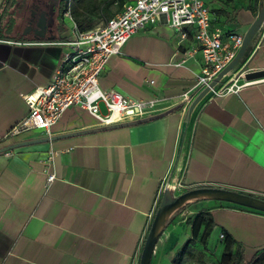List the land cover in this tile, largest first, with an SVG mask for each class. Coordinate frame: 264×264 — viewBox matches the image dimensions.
<instances>
[{"label":"crops","instance_id":"0c3cea01","mask_svg":"<svg viewBox=\"0 0 264 264\" xmlns=\"http://www.w3.org/2000/svg\"><path fill=\"white\" fill-rule=\"evenodd\" d=\"M209 1L232 13L233 21L226 13L219 18L240 35L264 5V0ZM8 2L0 0V149L48 137L41 130L13 139L6 135L28 113L23 96L49 83L62 51L50 44L61 34L52 30L47 37L32 38L25 32L24 9L7 7ZM253 40L255 51L222 82L244 65L247 71L264 70V23ZM184 46L160 22L134 34L120 54L107 60L99 78L101 90L155 100L157 114L176 108L171 113L16 148L7 151L9 156L0 153V264H138L163 181L264 195V82L236 93L209 92L189 116L184 105L198 94L194 85L202 55L184 60ZM99 126L86 110L71 106L53 124L50 137ZM50 152L56 177L47 185L42 169ZM225 203L186 205L159 237L150 264H170L176 248L164 259L163 242L188 218L208 210L218 225L216 239L224 228L243 245L246 257L264 252V215ZM184 236L190 237V227Z\"/></svg>","mask_w":264,"mask_h":264},{"label":"built area","instance_id":"2783aa9c","mask_svg":"<svg viewBox=\"0 0 264 264\" xmlns=\"http://www.w3.org/2000/svg\"><path fill=\"white\" fill-rule=\"evenodd\" d=\"M63 18L69 31L65 28L61 40L50 43L62 49L58 65L47 85L37 87L23 96L28 113L11 128L6 138L13 139L31 130H41L50 137L53 124L71 106L86 110L97 119L100 126L156 115L160 110L156 107L155 100H131L114 90L104 91L99 88V78L107 60L120 54L123 46L134 34L155 24L164 22L174 31L179 44L185 45L184 60L197 52L201 53L202 66L196 77L195 94L209 87L234 59L243 42V35L229 32L225 26L213 24L214 17L205 0H134L124 4L119 13L103 24L85 32L78 29L69 8L64 11ZM254 51L253 48L250 55ZM246 72L248 71L244 65L230 80L222 82L223 77L219 81L220 87L210 88L209 92L215 95L236 93L243 87L264 82V79L246 81ZM239 79L243 80L241 84H237ZM192 100L193 97H187L184 107ZM6 155L11 153L7 152ZM53 157L54 153L50 152L43 163L42 171L47 185L56 177L52 169ZM165 189L175 194L185 188L180 184L170 185L163 181L150 222ZM219 237L223 238L222 235Z\"/></svg>","mask_w":264,"mask_h":264},{"label":"trees","instance_id":"16d2710c","mask_svg":"<svg viewBox=\"0 0 264 264\" xmlns=\"http://www.w3.org/2000/svg\"><path fill=\"white\" fill-rule=\"evenodd\" d=\"M134 0H64L62 7H60L57 32L63 34L65 30V20L63 18V13L69 8L71 17L75 22L76 26L80 31H89L99 25L103 24L106 20L112 18L115 14L119 13L123 8L124 4L131 3ZM225 5L227 3H233L235 0H221ZM258 0H254L256 3ZM25 0H9L8 6L10 8L18 9L17 6L21 5ZM206 5L209 7L210 12L213 14V24L215 26L226 25L225 20H221L219 17L224 13L231 15L230 20H234L232 13L225 11V8H213L209 0H205ZM233 5V4H232ZM8 8L6 14H8ZM11 21V22H10ZM10 27L14 25V19L10 17L9 20ZM254 40L251 42V47L253 46ZM249 52L247 53L248 56ZM245 56L244 59L247 57ZM251 196L264 199V196L250 194ZM162 196V195H161ZM161 198V197H160ZM159 198V201H160ZM228 204L237 209L246 210L252 213L264 215V213L255 211L252 209L240 207L237 205ZM184 207L179 210L174 216H172L166 227L170 224L171 220L181 213ZM187 224L190 225V237L186 241L176 248L173 253L170 264H189L195 260L196 264H204L203 253L198 252V247L201 251L206 249L212 231L218 226L215 222L213 214L211 211H200L191 218L186 220ZM149 229V226H148ZM147 229V232H148ZM146 232V234H147ZM221 246L222 252L218 260L211 264H264V252H260L250 259H247L244 252L243 245L236 241L233 236L224 228H221ZM146 236V235H145ZM145 238V237H144ZM144 241V240H143ZM143 246V244H142ZM141 246V249H142Z\"/></svg>","mask_w":264,"mask_h":264},{"label":"water","instance_id":"95a60500","mask_svg":"<svg viewBox=\"0 0 264 264\" xmlns=\"http://www.w3.org/2000/svg\"><path fill=\"white\" fill-rule=\"evenodd\" d=\"M262 23H264V5H262V7L260 8L256 16V19L252 22L248 30L243 35L242 45L239 51L237 52L236 56L234 57V59L220 72V74L215 78V80L210 83L209 87H206L203 90H201L193 98V100L188 106L189 116L191 115L195 106L209 93L210 88L215 87L216 84H218L219 81L223 77L230 74L231 71L238 64L247 60V57L245 59L244 57L247 56L248 52L249 54L251 53L252 51L251 42L254 39ZM43 37L44 36L41 35L38 38H43ZM244 79L246 81L264 79V70L248 71L244 75ZM175 109L176 108H173L171 110H167L165 112L152 115V116H149L143 119L135 120V121L118 123V124H113V125H108V126H99L97 128H93L90 130L65 134L62 136H53V137H46V138L37 139V140L13 143V144H10L0 149V153H5L7 151H11L16 148L25 147V146L37 144L40 142H48V141L57 140L63 137H70L73 135L86 134L89 132H100V131L118 129V128H122L126 126L141 124L144 122H148V121L163 117L171 113ZM200 200H214V201L226 202V203H230L233 205H237L240 207H244V208H248V209H252V210L264 213V199H260L258 197L251 196L247 193L231 190L228 188L211 187V186L185 188L182 192L178 194H174L169 189H165L162 193L159 204L151 220L148 232L144 238L138 264H150L154 247L159 237L165 230L169 219L172 216H174L179 210L185 207L186 205L194 201H200Z\"/></svg>","mask_w":264,"mask_h":264},{"label":"flooded vegetation","instance_id":"af4514ba","mask_svg":"<svg viewBox=\"0 0 264 264\" xmlns=\"http://www.w3.org/2000/svg\"><path fill=\"white\" fill-rule=\"evenodd\" d=\"M23 2L19 5V10L26 9L25 32L32 38L37 39L41 35L49 36L53 30V25L58 26L60 7L64 0H30L29 5Z\"/></svg>","mask_w":264,"mask_h":264},{"label":"rangeland","instance_id":"374dc122","mask_svg":"<svg viewBox=\"0 0 264 264\" xmlns=\"http://www.w3.org/2000/svg\"><path fill=\"white\" fill-rule=\"evenodd\" d=\"M30 0H27V3L29 5ZM24 11V15L27 14L26 9L23 10ZM27 16V15H26ZM25 19V16H24ZM65 28L67 29V32L69 31V26H65ZM65 29V30H66ZM53 30L57 31V25L56 27L53 25ZM64 30V32H65ZM237 84H240L239 82ZM218 87H220V85H218ZM179 192H176L175 194H178ZM189 227L190 225L186 224V223H182L179 227H177L174 232L172 233L171 238L165 243H164V248L162 250V255L164 257V259L166 258V256L169 258L171 256V254L174 251V248H177L179 246H181L184 241H186V237L184 236V232L186 231L188 233L189 231ZM218 227H216L210 236L208 245L206 247V249H204L203 251H201V248L198 247V252L203 253V260H204V264H211L213 262H215L216 260H218L221 256V252H222V246H221V238L217 237V229ZM212 241H215L214 243H211ZM160 242V241H159ZM158 242V244H159ZM158 246V245H157ZM174 247V248H173ZM247 259H250L248 257H246ZM189 264H196L195 260H193L192 262H190Z\"/></svg>","mask_w":264,"mask_h":264}]
</instances>
